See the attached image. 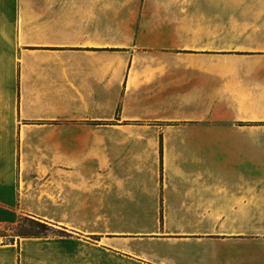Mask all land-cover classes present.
<instances>
[{"label": "crops", "instance_id": "1", "mask_svg": "<svg viewBox=\"0 0 264 264\" xmlns=\"http://www.w3.org/2000/svg\"><path fill=\"white\" fill-rule=\"evenodd\" d=\"M151 1L0 0V264H264V0Z\"/></svg>", "mask_w": 264, "mask_h": 264}, {"label": "rangeland", "instance_id": "2", "mask_svg": "<svg viewBox=\"0 0 264 264\" xmlns=\"http://www.w3.org/2000/svg\"><path fill=\"white\" fill-rule=\"evenodd\" d=\"M153 1H158V8H160V10L158 11L201 12V0H152L151 4H155ZM162 3H164V5H161ZM151 7L154 6L151 5ZM34 221L46 224L31 217H24L21 218L17 224L10 227L8 230L2 231L0 235L8 239H16L17 237L24 236L48 237L54 235H65L64 232H58L49 224H46L48 226V229L38 228L34 224ZM118 258V256H115L111 253L110 264H124L123 262L119 261Z\"/></svg>", "mask_w": 264, "mask_h": 264}, {"label": "trees", "instance_id": "3", "mask_svg": "<svg viewBox=\"0 0 264 264\" xmlns=\"http://www.w3.org/2000/svg\"><path fill=\"white\" fill-rule=\"evenodd\" d=\"M34 224H35L38 228L48 229V226H47L46 224L41 223V222L34 221Z\"/></svg>", "mask_w": 264, "mask_h": 264}]
</instances>
